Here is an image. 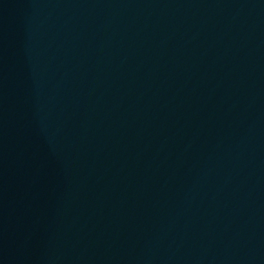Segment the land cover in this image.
Here are the masks:
<instances>
[{
    "label": "water",
    "instance_id": "1",
    "mask_svg": "<svg viewBox=\"0 0 264 264\" xmlns=\"http://www.w3.org/2000/svg\"><path fill=\"white\" fill-rule=\"evenodd\" d=\"M0 264H264V0H0Z\"/></svg>",
    "mask_w": 264,
    "mask_h": 264
}]
</instances>
